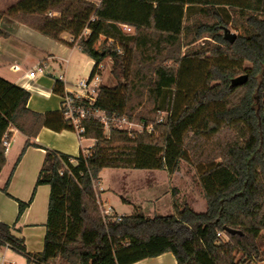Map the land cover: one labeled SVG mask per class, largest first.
Returning a JSON list of instances; mask_svg holds the SVG:
<instances>
[{
    "label": "trees",
    "instance_id": "trees-1",
    "mask_svg": "<svg viewBox=\"0 0 264 264\" xmlns=\"http://www.w3.org/2000/svg\"><path fill=\"white\" fill-rule=\"evenodd\" d=\"M53 12L59 16L51 17ZM4 16L78 47L94 61L91 77L111 59L118 84L102 85L93 108L110 120L133 121L148 102L152 115L138 122L153 130L129 132L110 123L106 134L103 123L86 118L80 136L94 144L78 157L42 148L31 140L43 128L75 132L73 124L62 109L31 111L30 93L0 77V174L6 165L5 136L11 138L16 129L28 138L25 148L45 150L36 186L50 187L44 250L28 253L24 240L3 223L0 247L8 246L28 264L55 259L136 264L166 253L177 264L264 262V0H102L99 5L19 0L0 9V21ZM225 28L241 30L234 44L225 41ZM64 34L77 43L64 40ZM2 37L8 34L0 29ZM202 40L209 47L197 46ZM209 56L213 62L204 68ZM170 61L175 66L164 65ZM245 63L249 70H243ZM242 75L248 82L232 87ZM53 92L65 95L62 79L55 80ZM163 113L166 119L159 123ZM210 144L217 155L205 154ZM182 162L200 170L204 213L181 208L173 199L172 215L136 211L104 223L96 191L103 170H159L173 176ZM3 191L8 194V183ZM18 204L19 219L29 204Z\"/></svg>",
    "mask_w": 264,
    "mask_h": 264
},
{
    "label": "crops",
    "instance_id": "crops-1",
    "mask_svg": "<svg viewBox=\"0 0 264 264\" xmlns=\"http://www.w3.org/2000/svg\"><path fill=\"white\" fill-rule=\"evenodd\" d=\"M18 1L0 0V9L6 10ZM88 1L99 5L102 0ZM53 14V17L59 16L57 12ZM0 29L8 34V37L0 38V77L30 93L28 108L31 111L41 114L61 111L62 97L53 92L55 80L62 79L66 89L72 90L69 76L75 64L73 60L77 58L78 52L82 53L80 49L50 39L29 25L9 16L1 19ZM85 34L89 32L86 31ZM62 37L71 42L72 38L68 34ZM91 62L94 65V61ZM41 66L44 72H37L34 78H30V72L37 71ZM11 133V146L6 151V165L0 174V223L12 227L13 234L24 240L28 253H41L45 246L50 198L49 186H36L46 154L42 148L76 158L81 152L91 148L94 140L81 139L76 131L54 132L43 128L37 138L31 140L42 148L34 146L25 148L28 138L16 129H12ZM84 140L91 141L92 144L84 147ZM20 156L21 159L17 163ZM7 183L8 194L3 191ZM96 191L99 199L102 200L98 184ZM18 201L29 204L19 219ZM123 202L128 206L131 205L128 200L123 199ZM0 259V264H28L24 256L15 253L7 246L0 247ZM141 263L177 264L176 258L171 253L136 264Z\"/></svg>",
    "mask_w": 264,
    "mask_h": 264
},
{
    "label": "rangeland",
    "instance_id": "rangeland-1",
    "mask_svg": "<svg viewBox=\"0 0 264 264\" xmlns=\"http://www.w3.org/2000/svg\"><path fill=\"white\" fill-rule=\"evenodd\" d=\"M50 16L53 17L52 15ZM32 20L35 21L36 18ZM230 30L237 35L242 34L241 30L233 28H230ZM103 42L104 39H101L100 44L103 45ZM210 44L212 45V43ZM97 46H99V43ZM197 46L204 49L209 47L203 40ZM77 54V58L73 60L75 64L69 76L71 85H75L79 80L89 78L94 67L88 56L79 52ZM207 58V61L203 63L204 68L209 67L213 62L210 60V56ZM164 65L175 66L171 61L166 62ZM250 68L251 65L248 63L243 65V70H249ZM111 69L112 60H105L100 72L103 86L115 87L118 84V81L111 74ZM194 85V82H192L191 88H194ZM151 110V104L148 102L144 103L142 108L135 112L132 122L142 125V123L138 122V119L150 117L152 115ZM162 119H166V113L161 114L157 121ZM91 144V141H83L84 147H88ZM206 148V155H217L219 153L217 148L211 144ZM199 171L197 166L189 162H182L181 168L175 176H170L167 172L159 170L105 169L100 173L98 189L102 195L105 207L111 206L119 215H130L136 211L147 217L172 215L174 212L173 199L177 201L181 208L188 205L194 208L196 212L203 213L207 207L199 183ZM123 199L130 201L131 205L128 206L123 202ZM50 264L67 263L62 259H55ZM261 264H264V262Z\"/></svg>",
    "mask_w": 264,
    "mask_h": 264
},
{
    "label": "built area",
    "instance_id": "built-area-1",
    "mask_svg": "<svg viewBox=\"0 0 264 264\" xmlns=\"http://www.w3.org/2000/svg\"><path fill=\"white\" fill-rule=\"evenodd\" d=\"M50 15L54 16V14ZM125 30L127 32L132 31L127 27ZM71 42L77 43L74 39H71ZM37 72L43 73V66H41L37 71L30 72L29 77L34 78ZM101 86L102 79L100 74H96L93 77L90 76L84 80H79L75 85H71L72 90L66 89L65 85V95L62 97L63 115L73 124L79 136L84 132V129L81 127V121L86 118H94L103 123L106 134L109 132L110 123H113L118 128L127 130L129 132L141 133L145 130L152 132V127H146L144 124H134L132 121H128L126 118H115L110 120L104 112L95 110L93 107L98 100ZM163 121L164 119L158 122L161 123ZM80 138L83 139L81 136ZM11 140L12 138L8 137L7 135L5 136L3 144L6 148V151H8L11 146ZM97 203L105 224L110 222H120L122 220V216L118 215L112 207H105L104 202L99 199L98 194Z\"/></svg>",
    "mask_w": 264,
    "mask_h": 264
},
{
    "label": "water",
    "instance_id": "water-1",
    "mask_svg": "<svg viewBox=\"0 0 264 264\" xmlns=\"http://www.w3.org/2000/svg\"><path fill=\"white\" fill-rule=\"evenodd\" d=\"M238 35L235 33H232L230 29L225 28L224 29V39L229 44H234L237 40ZM248 75H242L232 80L231 85L232 87H239L243 86L248 82Z\"/></svg>",
    "mask_w": 264,
    "mask_h": 264
}]
</instances>
